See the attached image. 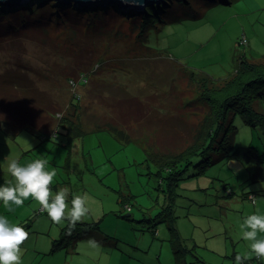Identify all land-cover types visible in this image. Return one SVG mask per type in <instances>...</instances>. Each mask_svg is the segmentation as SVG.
Wrapping results in <instances>:
<instances>
[{
	"label": "rangeland",
	"instance_id": "1",
	"mask_svg": "<svg viewBox=\"0 0 264 264\" xmlns=\"http://www.w3.org/2000/svg\"><path fill=\"white\" fill-rule=\"evenodd\" d=\"M161 16L164 22L157 18L146 36H139V28L130 20H122L110 34L84 37L81 54L74 50L79 46L71 45L69 28L62 25L19 37L6 35L0 38V72L25 73L63 112L76 102L83 120L110 113L104 102L113 96H137L163 112L160 120L178 125V142L187 144L208 110L202 88L188 79L190 71L225 80L235 74L241 60L264 62V0H178ZM244 38L245 45L241 44ZM79 70L86 71L83 83L74 76ZM253 106L264 114V98ZM111 114L122 117L119 111ZM234 124L238 128L233 138L235 156H230L232 150L222 159L213 154L214 163L198 175L202 166L194 164L201 157H195L174 187L156 175L142 140L126 144L108 129L85 125L84 138L70 144L63 133L55 135L56 123L52 133L44 134L49 136L46 150L40 131L26 129L15 134L16 139L0 127V146L18 149L16 142L31 138L30 145L46 150L40 157L47 159L48 170L57 171L53 195L68 187L69 210L73 195L86 198L89 212L80 222L97 223L95 232L106 244L90 257L79 255L75 264H171L170 226L193 250L189 263L236 264L235 255H248L251 243L242 238L240 229L256 208L246 194L253 193L257 202L264 195L258 190L262 184L258 176L264 169V130L246 123L241 115ZM181 135L187 136L184 142L179 140ZM7 179L8 175L0 174L3 183ZM26 208L39 219L22 245L21 264H48L41 255L36 261L34 250L58 238L68 221L53 223L41 206ZM65 253H58L55 261H62ZM250 256L253 261L249 258L243 264H259L254 253Z\"/></svg>",
	"mask_w": 264,
	"mask_h": 264
},
{
	"label": "trees",
	"instance_id": "2",
	"mask_svg": "<svg viewBox=\"0 0 264 264\" xmlns=\"http://www.w3.org/2000/svg\"><path fill=\"white\" fill-rule=\"evenodd\" d=\"M174 1L178 0H166L160 6H148L139 11L133 8L118 9L115 5L85 8L75 4L64 5L57 0H32L19 8L0 6V38L6 35L7 38L19 37L29 31L62 25L69 28L71 45L79 46L74 50L81 54L85 49L82 45L84 37L93 39L110 34L115 30V24L122 20H130L135 28H139V32L135 29L134 32L146 36L147 29L155 24L157 18L164 22L161 15L168 12ZM139 21L142 23L139 24ZM143 43L145 45L146 41L143 40ZM241 44L245 45L242 40ZM21 68L26 69V66ZM85 72L79 70L74 76H79V82L83 83ZM190 72L188 79L202 88V99L208 110L187 144L178 142V125L167 122L165 118L160 120L158 115L163 112L149 107L148 101L137 96L122 91L127 94L125 97L113 96L110 102H104L108 104L110 113L107 111V114L88 116V119L83 120L81 116L84 114L78 112L80 106L76 102L73 101L68 111L63 112L61 105L55 103L46 92L40 91L25 73L19 71L0 72V126H5L14 134L33 129L48 135L52 133V126L58 123L55 135L63 133L70 144L84 138L85 125H91L95 130L108 129L126 144L135 139L142 140L147 160L157 168L156 175L174 187L187 174L195 157H201L194 164L196 167L202 166L196 172L198 175L206 166L214 163L211 160L213 154H220L219 158L222 159L232 150L230 156H235L238 152L233 143L238 131L234 124L236 116L241 115L246 123L255 127L262 126L264 130V114L256 111L253 106L257 99L264 98V62L241 60L235 74L225 80L215 79L202 72ZM60 111L62 116L58 118ZM118 111L121 118L111 114ZM180 137L179 140L184 142L187 136ZM246 196L250 197L252 203H256L254 194L249 192ZM98 229L97 223L77 222L72 227L67 222L60 237L54 240L51 251L74 250L83 235ZM170 230L174 253V262L171 264H192L188 262V257L194 254L193 250L180 239L173 226H170ZM243 263L248 261L244 260Z\"/></svg>",
	"mask_w": 264,
	"mask_h": 264
},
{
	"label": "clouds",
	"instance_id": "3",
	"mask_svg": "<svg viewBox=\"0 0 264 264\" xmlns=\"http://www.w3.org/2000/svg\"><path fill=\"white\" fill-rule=\"evenodd\" d=\"M70 83H73L70 81ZM75 87V85H74ZM47 159L38 158L25 165H21L17 158L8 161L7 170L13 180L0 185V201L5 208L12 210V205L21 206L29 197L35 199L46 212L53 223L67 220L74 227L89 212L86 207V198L73 195L69 210L68 187L58 189L53 195V178L57 175L55 168L48 170ZM242 238L251 242V253L257 258H264V238H258V233H264V215L252 214L245 218L240 225ZM70 234V233H69ZM30 232L23 224H13L3 215H0V264H21L23 256L22 245L29 239ZM249 255H237L236 264H243Z\"/></svg>",
	"mask_w": 264,
	"mask_h": 264
},
{
	"label": "crops",
	"instance_id": "4",
	"mask_svg": "<svg viewBox=\"0 0 264 264\" xmlns=\"http://www.w3.org/2000/svg\"><path fill=\"white\" fill-rule=\"evenodd\" d=\"M0 127H2V126H0ZM2 129L3 130L5 129L6 131H8L5 126L2 127ZM25 130H23V131H25ZM10 134H13L16 139L19 137L12 132H10ZM24 137H25L24 140H27L26 143L16 142L18 145H20L18 149L17 148H10L9 144H8L7 148H2L0 146V174L1 175L5 174V176L8 175L7 181L13 180V178L11 177L10 173L7 170V164H8L9 160H11L13 158H17L21 165H25L29 162L34 161L35 159L42 158L43 156L45 157V155H44L45 151L49 150V146L45 141L48 139L49 136L46 135L41 140V142L43 141L42 143H44L43 146L45 147L46 150H40L39 145H37V144L33 145L32 142L30 145L29 139H31V138H29L27 136H24ZM34 148H36V149H34ZM36 152H38V153H36ZM40 155L42 157H40ZM46 168L48 169L47 165H46ZM258 179H259V181L262 182V184H259L258 190L264 194V169L261 170V172L258 176ZM3 182H5V181L0 180V185L5 184ZM13 182H14V180H13ZM251 194H253V193H251ZM247 197L250 199L249 196H247ZM255 198H256V196H255ZM26 205H29V207L34 206L35 209H37L40 206L39 205L37 207L38 202L35 199H33L32 197H29L28 200H26L24 202V204L21 206L12 205V210L9 211L7 208L4 207L3 202L0 201V215L5 216L10 221V223H13V224H20V222L22 223L26 220L31 221V219H32V222H30V224L28 226H26V228L29 230V232H31L33 229L34 222L37 221L39 219V217H37L36 212L30 216V213H29L30 211L27 210L28 208H26ZM254 205H256V208L254 209V212L251 214L264 215V195L261 196V199L258 202L256 199V203ZM22 207H25L26 209L19 211V209ZM27 211H28V213H27ZM27 215L30 217L27 218ZM95 231H92L89 234L83 235L78 240V243H77L76 248L74 250H72V249L71 250L60 249L58 251L52 252L51 250H52L53 242H54V240H56L60 237V235H61V233H60L59 237L53 238L52 242L50 244H48L47 246L41 247V245H39V248L37 247L34 250L35 251V257L34 258L37 261L39 258V255H41L43 257V259H47L48 264H75L79 261L80 258H78V257H80L79 255H81V254H87V256H89V254L93 255L94 253H96L95 251H97V250H102V251L104 250L103 245L106 243L103 242V238L101 236H97ZM258 238H264V233H259ZM247 249L249 251L248 255L250 256L251 251H250L249 246ZM61 251H66V253L62 256V261L56 262L55 257H56V255H59L58 253H60ZM250 258H251V256H250ZM250 260L253 261V258H251ZM260 260H261L260 264H264V258H260Z\"/></svg>",
	"mask_w": 264,
	"mask_h": 264
},
{
	"label": "water",
	"instance_id": "5",
	"mask_svg": "<svg viewBox=\"0 0 264 264\" xmlns=\"http://www.w3.org/2000/svg\"><path fill=\"white\" fill-rule=\"evenodd\" d=\"M32 0H0V6L7 8H19L23 7ZM64 5L75 4L78 7H106L109 5H115L118 9L133 8L136 11L144 10L148 6H159L165 0H57Z\"/></svg>",
	"mask_w": 264,
	"mask_h": 264
},
{
	"label": "built area",
	"instance_id": "6",
	"mask_svg": "<svg viewBox=\"0 0 264 264\" xmlns=\"http://www.w3.org/2000/svg\"><path fill=\"white\" fill-rule=\"evenodd\" d=\"M242 43H245V44H246V43H247V40L244 38V39L242 40ZM83 80H84V81L87 80L85 76H84V79H83ZM73 83H76V82L73 81Z\"/></svg>",
	"mask_w": 264,
	"mask_h": 264
}]
</instances>
